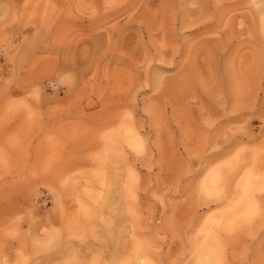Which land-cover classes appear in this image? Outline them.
Masks as SVG:
<instances>
[{"label": "rangeland", "instance_id": "1", "mask_svg": "<svg viewBox=\"0 0 264 264\" xmlns=\"http://www.w3.org/2000/svg\"><path fill=\"white\" fill-rule=\"evenodd\" d=\"M0 264H264V0H0Z\"/></svg>", "mask_w": 264, "mask_h": 264}]
</instances>
